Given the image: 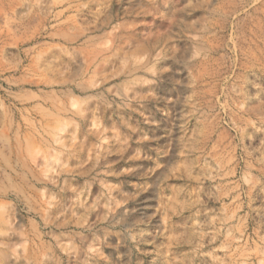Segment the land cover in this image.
<instances>
[{"label": "rangeland", "instance_id": "rangeland-1", "mask_svg": "<svg viewBox=\"0 0 264 264\" xmlns=\"http://www.w3.org/2000/svg\"><path fill=\"white\" fill-rule=\"evenodd\" d=\"M0 264H264V0H0Z\"/></svg>", "mask_w": 264, "mask_h": 264}]
</instances>
